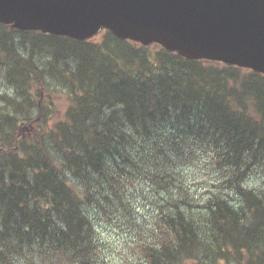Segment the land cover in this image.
<instances>
[{
  "label": "trees",
  "instance_id": "16d2710c",
  "mask_svg": "<svg viewBox=\"0 0 264 264\" xmlns=\"http://www.w3.org/2000/svg\"><path fill=\"white\" fill-rule=\"evenodd\" d=\"M15 35L75 67L40 68ZM90 41L0 24L4 74L22 96H0V264H110L97 215L148 241L135 264H264V186L247 185L264 174V73L108 30ZM47 77L68 89L56 116L52 98L39 102ZM193 165L216 174L200 193ZM148 190L153 226L133 201Z\"/></svg>",
  "mask_w": 264,
  "mask_h": 264
},
{
  "label": "water",
  "instance_id": "95a60500",
  "mask_svg": "<svg viewBox=\"0 0 264 264\" xmlns=\"http://www.w3.org/2000/svg\"><path fill=\"white\" fill-rule=\"evenodd\" d=\"M0 22L80 40L107 28L264 73V0H0Z\"/></svg>",
  "mask_w": 264,
  "mask_h": 264
},
{
  "label": "rangeland",
  "instance_id": "374dc122",
  "mask_svg": "<svg viewBox=\"0 0 264 264\" xmlns=\"http://www.w3.org/2000/svg\"><path fill=\"white\" fill-rule=\"evenodd\" d=\"M104 31L105 30H102L98 35L90 39V42L97 43L100 40V37L104 34ZM13 34L16 33L13 32ZM12 37H9L7 40L11 41ZM14 39L16 40L15 43H18L16 44V48L17 50H19L18 53L20 57L24 59L32 58V60L42 69H60L65 67L67 69H72L75 67V64L73 62H67V64L62 63L61 65H59V67H57V63L56 65L53 63V61L51 60V54L46 52L45 47H33V41L29 37V35H15ZM2 60L4 61V63H1ZM9 68L10 65L7 64L5 55L3 53L1 55L0 51V96H2L3 94L15 95L14 89L9 82L10 77L4 74V71ZM46 82L53 92L52 94H47L46 92H44V94L42 95L40 94L39 102H43L46 105L48 104V98H52L54 101L53 115L56 116L58 112L62 113V110L64 109L66 101L65 94L68 92V89L58 84L57 78L47 77ZM42 90L43 89H41L40 91ZM48 95H50V97ZM15 97L22 99V96H19L17 94L15 95ZM1 101L2 100L0 99V109L1 105H3V102ZM42 121L43 119L41 115L38 114L33 129L29 132V130L25 127L23 132H29V135H33L35 125H38V123ZM184 173L186 174V176H188L189 179L188 186L192 187L191 190H197L199 193L201 191V188L198 187L201 185L200 181L205 184L204 181L210 182L211 179H214L216 177L215 172H212L210 169L205 168L203 165H200L198 167L193 165L191 168L184 170ZM248 179L249 180L247 182V185L251 188H260L264 186V174L262 173H254ZM143 193L148 200H145L143 196L139 195L137 192H134L133 201L138 207L139 205L141 207L137 212L139 218L142 219L143 215L148 216L142 219L143 224L151 222V225L153 226L155 223V219L157 218L156 213L153 214L155 209L153 201L156 199V194L151 190L143 191ZM235 201H238V198H235ZM92 213L93 215L97 214L94 211H92ZM97 216L98 217L95 219V223L99 239L100 241H102L101 254H104V256L108 259V263L135 264V261L138 259V257L143 256V251L145 250V245L148 243V241L145 240V242L142 241L140 244H135L133 243L134 236L138 235V231L136 232V230L131 229V224H128V222H118L107 217H102L100 215ZM152 226L149 228L150 231L153 230ZM139 227L140 226H137V228ZM147 229L148 228H145L143 230V233H145L146 235L149 234V232L147 233ZM129 243L131 244L128 245ZM187 264L195 263L187 262Z\"/></svg>",
  "mask_w": 264,
  "mask_h": 264
},
{
  "label": "bare ground",
  "instance_id": "6f19581e",
  "mask_svg": "<svg viewBox=\"0 0 264 264\" xmlns=\"http://www.w3.org/2000/svg\"><path fill=\"white\" fill-rule=\"evenodd\" d=\"M156 114V113H155ZM103 137V136H102ZM99 170V169H98ZM92 183V182H91ZM175 217V216H174Z\"/></svg>",
  "mask_w": 264,
  "mask_h": 264
}]
</instances>
